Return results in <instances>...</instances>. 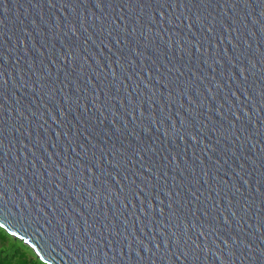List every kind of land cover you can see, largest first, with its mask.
<instances>
[{
    "label": "water",
    "instance_id": "95a60500",
    "mask_svg": "<svg viewBox=\"0 0 264 264\" xmlns=\"http://www.w3.org/2000/svg\"><path fill=\"white\" fill-rule=\"evenodd\" d=\"M0 223L46 264H264V0H0Z\"/></svg>",
    "mask_w": 264,
    "mask_h": 264
},
{
    "label": "trees",
    "instance_id": "16d2710c",
    "mask_svg": "<svg viewBox=\"0 0 264 264\" xmlns=\"http://www.w3.org/2000/svg\"><path fill=\"white\" fill-rule=\"evenodd\" d=\"M0 264H46L38 259L33 250L0 229Z\"/></svg>",
    "mask_w": 264,
    "mask_h": 264
},
{
    "label": "snow or ice",
    "instance_id": "6c2138e0",
    "mask_svg": "<svg viewBox=\"0 0 264 264\" xmlns=\"http://www.w3.org/2000/svg\"><path fill=\"white\" fill-rule=\"evenodd\" d=\"M4 228V225L3 224H0V229H3Z\"/></svg>",
    "mask_w": 264,
    "mask_h": 264
}]
</instances>
